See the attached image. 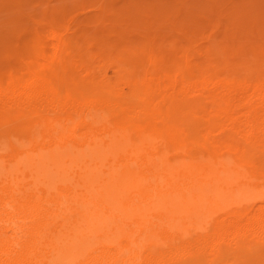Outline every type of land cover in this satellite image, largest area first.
Listing matches in <instances>:
<instances>
[{"label": "bare ground", "instance_id": "6f19581e", "mask_svg": "<svg viewBox=\"0 0 264 264\" xmlns=\"http://www.w3.org/2000/svg\"><path fill=\"white\" fill-rule=\"evenodd\" d=\"M47 1L0 0V264H264V44L213 59L264 0L157 5L136 43L111 1Z\"/></svg>", "mask_w": 264, "mask_h": 264}, {"label": "rangeland", "instance_id": "374dc122", "mask_svg": "<svg viewBox=\"0 0 264 264\" xmlns=\"http://www.w3.org/2000/svg\"><path fill=\"white\" fill-rule=\"evenodd\" d=\"M34 1H35V0H34ZM36 1H39V0H36ZM43 1H47V0H43ZM48 1H49V3H50V0H48ZM48 1H47V3H48ZM51 1H52V0H51ZM63 1H65V0H63ZM68 1H69V2H73L72 0H66V2H68ZM80 1H83V4H84V5H87V4L90 2V0H85V1H84V0H80ZM110 1H111V4H113V5L116 6V7H115V6H113V5L110 4L111 7H112V10L115 9L116 11H119V12H118V14H117L116 11L114 12V10H113L114 15L116 16V18H115V17L112 18L113 20L111 19V17L114 16V15H111V17L109 16V20H108V19H105V21L101 20L102 22H100V23L98 22L99 20L96 21L94 27H95V28H98V30H99V28L101 29V26L96 25L97 23H99V24L102 25V23L104 22L105 24L103 23L104 25H102V26L104 27L106 24L108 25V24H111V23H112V24L116 23L117 19H118V21H119V22L117 21V22H118L117 25H116V24H114L115 26L112 25V24H111V25L115 27V28L112 27L113 29H116V28L118 29V25H119L120 21L122 22V19H124L127 23H126L125 21H123V23H121V24L119 25V27H120L121 25L124 26V23H126L127 25H125V26H127V27H126L127 29H126V28H122V29H126V30L128 31L130 28L135 27V25L137 24L136 21H139V19H140V17H141L142 15H145V16L147 15L146 17L149 16V17H151V18L157 19V20H155L156 23H157V21L160 22V20H161V21H164L165 18H162V19H163V20H162V19H160V17H158V16L156 15L157 12L161 11L160 8H161V9H162V8L164 9V10H163L164 13H165V10H166V13H169V14L172 13V14H171L172 16H175V17L177 16L176 18H177L178 21H180V23H188V22H189V19H191L190 22H191V21H194L193 19H194L195 17H194V18H191V17H193L194 15H196V16H197V15H202V13H204V12H203V9H201V8H202V4L204 3V0H201V1L198 0V1H196V2H200V3L197 4L198 6L196 5V7H195V12H194V15H193V16L191 15V14H192V11H194V10H193V9H194L193 6H195V2H194V5L191 6L193 0H177V1H176V0L174 1V0H173V1L171 2L172 4L170 3L171 0H167V1H169V2H167L166 0H160V2H159V0H156V1L159 2L160 4H157V2L154 3L155 0H153V3H151V2H150L151 0H150L149 3H151V4L147 3L148 0H147V1H146V0H141V1H144V2H145V3H144V6L146 5L145 7H146L150 12L147 11V10L144 8L146 11H145L144 9H143V10L145 11L146 14L141 13V14L138 15V18H137L136 16H134L135 20L132 21L134 18H132V20H131L130 17H131L132 15H134V13H135V11H136V10H134V8H133V6H134L133 3H135V2L137 3V2L140 1V0H134V1H133V0H127V2L129 1L131 4H130L129 2L126 3V7L124 6V4H125L124 2H126V0H125L124 2H123V0H108V2H110ZM131 1H133V2H131ZM161 1H162V2H161ZM165 1H166V4L168 3V6L171 5V7H169V8H171L170 10L165 9V8L168 7L167 5L164 6ZM187 1H188V2L190 1L188 6H191L190 8H193V9H189L188 6H185L186 8H183V7H184V6H183L184 3H187ZM206 1H207V0H206ZM215 1H216V2H215L216 7L219 8V7L221 6L220 3H222L223 6H224V5H225V6H230V5L233 4L234 2H237L238 0H231V1H230V0H227L226 2L229 1L228 3H225V0H221V1H219V0H215ZM218 1H219V2H218ZM243 1H244V2H243ZM249 1H250V0H240V1L237 2V5H240L241 3H245V2L247 3V2H249ZM54 2H55V0H53V3L51 2L50 4L53 5ZM84 2H85V3H84ZM86 2H87V3H86ZM108 2L105 0V3H108ZM120 2H121L123 5L120 4ZM163 2H164V3H163ZM173 2H175L176 4H175V3L173 4ZM209 2L211 3V1H209ZM230 2H231V4H230ZM36 3L39 4L38 2H35V4H36ZM41 3H42V2H40L39 5H37V4L35 5V6H37V8L39 9V11H38V10L36 9L35 6L32 7V6L34 5V3H32V1H31V4H32V5L30 4V5H31V8H30V9H34V8H35V9H34V12H37V11L40 12L41 9H44V5H45V2H44V4L42 3V5H43V7H42ZM47 3H46V5L49 4V3H48V4H47ZM55 3H56V4H54V5L59 7V5H57V2H55ZM59 3H60V0H59ZM142 3H143V2H142ZM169 3H170V5H169ZM190 3H191V4H190ZM262 3H264V1H262ZM50 4H49V5H50ZM118 4L120 5V7H121V6H124V7H121V8H120V9L123 8L121 11H120L119 7H118V10H117V5H118ZM152 4H153V5H152ZM182 4H183V5H182ZM226 4H227V5H226ZM234 4H236V3H234ZM54 5H53V6H54ZM119 5H118V6H119ZM150 5H151V7L148 8ZM154 5H156V7H155L156 9H154ZM157 5H158V7H160V8H158L159 11H158V9H157ZM159 5H160V6H159ZM162 5H163V6H162ZM131 6H132V7H131ZM161 6H162V7H161ZM174 6H177V9H176V7L174 8ZM223 6H221L220 8L222 9ZM29 7H30V6H29ZM29 7H28V9H29ZM45 7H46V6H45ZM79 7H80V6H79ZM127 7H131V9H129V11H128V8H127ZM164 7H165V8H164ZM40 8H41V9H40ZM132 8H133V9H132ZM151 8L153 9L154 12L157 10V11L155 12V15H154L153 11L151 10ZM187 8H188V11L191 12V14L189 13L191 17L188 16L186 13H184L186 16H185V15L182 16L184 9H187ZM30 9H29V10H30ZM78 9H79V8H76V10L74 11V14H76L77 16H81L80 14L85 13V12H83V11H85V9H83V10H81V9L78 10ZM174 9H175L176 11H175ZM199 9H200V11H201L202 13L199 11ZM86 10H88V9H86ZM124 10H125V11H124ZM126 10H127L128 12H127ZM130 10H131V12L133 11L132 14H131ZM172 10L174 11V13H176V14L180 13V14L175 15V14L173 13ZM191 10H192V11H191ZM222 10H223V9H222ZM72 11H73V10H72ZM109 11H110V10H109ZM123 11H124V12H123ZM151 11H152V12H151ZM168 11H170V12H168ZM171 11H172V12H171ZM185 11H186V10H185ZM188 11H187V12H188ZM198 11H199L200 13H197ZM29 12H32V11H29ZM122 12H123V13H122ZM181 12H182V14H181ZM223 12L227 13L226 11H222V12H220V13H223ZM115 13H116V14H115ZM126 13H127V14H126ZM195 13H196V14H195ZM220 13H219V14H220ZM129 14H131V16H130ZM150 14H151V15H150ZM152 14H153L155 17H156V16H157V17H156V18L153 17ZM117 15H118V16H117ZM121 15H122V16L124 15V17L122 18ZM180 15H181V16H180ZM209 15H210V13H209L208 15H207L206 13H204L200 18L203 17V20H205L206 23H207ZM221 15H222V14H221ZM240 15H241V13H240ZM179 16H180V17H179ZM184 16L186 17L185 20H184V18H183ZM222 16H223V15H222ZM262 16H263V17H262ZM119 17L122 18V19H119ZM143 17H144V16H142V18H143ZM189 17H190V18H189ZM198 17H199V16H197V18H198ZM251 17H252V19H250ZM114 18L116 19V21L114 20ZM126 18H127V20H129V22L126 20ZM136 18H137L138 20H137ZM142 18H141V19H142ZM197 18H195V20H197ZM200 18H199V22L201 23V21H203V20L200 19ZM242 18H246V19H242ZM110 19H111V20H110ZM158 19H159V20H158ZM238 19H239V18H238ZM238 19H237V20H238ZM257 19H258V20H257ZM263 19H264V13H263V12H259V11L256 10V11L254 12V14H252V15H247V16H245V15L242 14V16H240V19H239L240 22H239V20H238L237 22H235V23L233 24L232 28L226 33V34H228V35H227L224 39L220 37V33H219L218 31H215L216 34L214 33V34H215L214 36L216 37V38H215V39H216V43L220 44V47H218L217 52H215V55H214L213 59L215 58L214 60L219 61V62H223V63H232V62L236 63V62L241 61L243 58L247 59L248 61L256 60L257 57L260 58V56H259L260 53H259V55H258V54H257L256 52H254L253 50H255V48H256V49H257V48H260V47H261V44H264V42L261 43V42H262V39L264 38V37H263V36H264V32L262 33L263 30H262V31H259V30H261V29H260V26H262L261 28L264 27V25L261 24V23L264 22ZM107 20H108L109 22H108ZM130 20H131V21H130ZM152 20H153V19H152ZM200 20H201V21H200ZM249 20H250V21H249ZM261 20H263V21L261 22ZM110 21H114V22H111V23H110ZM187 21H188V22H187ZM197 21H198V20H197ZM205 21H204V22H205ZM246 21L248 22V24H245V23H247ZM259 21H260V22H259ZM107 22H108V23H107ZM130 22H131V23L136 22V23H135L134 26H131ZM204 22H203V23H204ZM238 22H239L240 25H241V23H242L243 25L245 24L246 26L244 25L243 27H244V28H247V29H244V28H242V26H240V29H244L242 32H240V31H239L240 29H238V28H239V27H238V26H239V25H238ZM154 23H155V22L153 21L152 26H149V27L152 28V29H154V28L156 27L155 25H157L156 23H155V24H154ZM255 23L257 24L258 28H256L257 26H255V25H256ZM258 23H259V25H260V24H261V25L259 26ZM128 24H129V25H128ZM153 24H154L155 27L153 26ZM158 24H159V23H158ZM160 24H161V23H160ZM164 24H167V22L165 21ZM236 24H237L238 26H236ZM250 24H251V25H250ZM107 25H106L105 27H106V28H110V27L107 26ZM111 25H110V26H111ZM167 25H168V24H167ZM167 25H166V27H167ZM247 25H248V26H247ZM96 26H98V27H96ZM116 26H117V27H116ZM125 26H124V27H125ZM103 27H102V30L106 29L105 27H104V28H103ZM121 27H122V26H121ZM121 27H120V28H121ZM129 27H130V28H129ZM138 27H141V28H142V26H138V25H136V28H138ZM153 27H154V28H153ZM157 27H158V26H157ZM159 27H160V25H159ZM159 27H158V30H159ZM161 27H162V29H161ZM161 27H160V30L163 31V29L165 28L164 25H161ZM236 27H237V29H236L237 31L235 30ZM248 27H249L251 30H254V31L252 32L251 30H249ZM253 27H254V28H253ZM128 28H129V29H128ZM117 29H116V30H117ZM122 29H120L121 32H122ZM152 29H150V30H152ZM156 29H157V28H156ZM258 29H259V30H258ZM120 30H118V31H120ZM136 30H137V29H135V30H134V29H133V30L131 29V31L129 30V31L131 32V34H133V36H131V37L129 36V38L126 37V36L131 35V34H130V33H129V34H126V31H125V32L123 31V33L126 34L125 37H124L125 34H124L123 37H122V38H124L123 41H125V42L128 41V42H129V40H131V39H132V40H131L132 42L130 41L129 43H133V42L136 43V41H139L140 35H141L143 32H141V30H139V28H138V31L141 32L140 35H139V33H137L138 31L136 32ZM154 30H155V29H154ZM154 30H153V31H154ZM165 30H167V29H165ZM165 30H164V31H165ZM246 30H247V31H246ZM256 30H257L258 32L261 33V34H259L258 38H256V37H257L256 35H258L257 32H256ZM129 31H128V32H129ZM142 31H144L143 28H142ZM249 31H251V32H249ZM132 32H133V33H132ZM207 32H208V31H206V33H207ZM217 32H218V33H217ZM246 32H249V34L247 35ZM255 32H256V33H255ZM117 33H119V32H117ZM235 33H237V34L234 35V37H233V34H235ZM239 33L242 34L244 37L239 36V35H240ZM251 33L254 34V35H251ZM135 34H138V35H137V36H134ZM255 34H256V35H255ZM118 35H119V34H118ZM230 35H231V36H230ZM237 35H238L239 37H238ZM235 36H236V37H235ZM251 36H252V37H251ZM260 36H261V37H260ZM126 38H127V40H126ZM259 38H261V39H259ZM242 39H243V40H242ZM263 41H264V39H263ZM223 46H224V47H223ZM253 47H255V48L253 49ZM250 49H252V50L250 51ZM230 51H232V53H231ZM247 51H248V52H247ZM217 57H218V58H217ZM221 58H222V59H221ZM226 58H227V60H226ZM229 58H230V59H229ZM251 59H253V60H251ZM224 65H225V64H224Z\"/></svg>", "mask_w": 264, "mask_h": 264}]
</instances>
